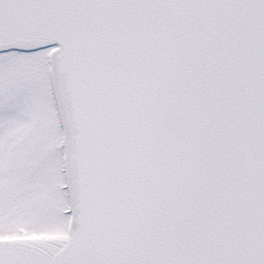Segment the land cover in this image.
<instances>
[{
    "label": "snow or ice",
    "instance_id": "1",
    "mask_svg": "<svg viewBox=\"0 0 264 264\" xmlns=\"http://www.w3.org/2000/svg\"><path fill=\"white\" fill-rule=\"evenodd\" d=\"M0 264H264V0H0Z\"/></svg>",
    "mask_w": 264,
    "mask_h": 264
}]
</instances>
